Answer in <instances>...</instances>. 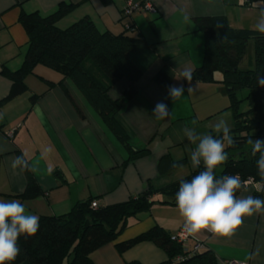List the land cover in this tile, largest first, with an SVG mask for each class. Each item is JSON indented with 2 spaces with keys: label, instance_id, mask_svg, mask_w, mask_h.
<instances>
[{
  "label": "crops",
  "instance_id": "obj_1",
  "mask_svg": "<svg viewBox=\"0 0 264 264\" xmlns=\"http://www.w3.org/2000/svg\"><path fill=\"white\" fill-rule=\"evenodd\" d=\"M149 1L155 12L140 11L123 17L126 0H0V102L11 88L4 71L18 70L28 49V36L19 22L21 14L36 12L47 16L64 3L73 8L56 22L59 29L88 17L101 33L118 34L131 25L130 35L141 34L145 41L129 52V59L143 76L137 82V96L124 99L119 120L132 146L148 149L147 154L123 164L127 157L125 148L73 83L62 79L58 72L37 65L25 78L27 90L0 103V199H18L38 217L66 214L75 203L88 197H95L100 206L123 202L144 191L149 183L158 188L194 170L190 152L196 145L185 136V128H194L202 135L210 131L209 123L222 117L232 127L229 98L222 83L183 79V72H192L203 61L204 37L193 18L224 15L233 28L254 29L261 8L245 6L241 0ZM163 68L173 74L170 86L183 85L185 89L175 101L169 98L168 89L153 80ZM216 77L219 79L220 75ZM61 80L69 95L59 84ZM46 81L54 85L49 86ZM125 86V80L117 82L110 90L111 96H121ZM188 88L192 91L188 92ZM32 96H36L33 102ZM161 101L171 110L165 120L152 115ZM17 153L23 154L31 166L42 192L37 198L21 197L26 187L25 174L11 167ZM162 157L185 161L160 172ZM247 187V192L241 191L237 196L260 191L264 199V185ZM182 225L177 206L154 203L149 210L130 218L122 233L91 253V259L95 264L164 263L166 253L152 242L137 243L122 253L117 252L116 245L154 226L174 234ZM197 241L205 243L217 264H226V260L264 264V212L244 217L230 237L202 230L191 235L189 244Z\"/></svg>",
  "mask_w": 264,
  "mask_h": 264
},
{
  "label": "trees",
  "instance_id": "obj_2",
  "mask_svg": "<svg viewBox=\"0 0 264 264\" xmlns=\"http://www.w3.org/2000/svg\"><path fill=\"white\" fill-rule=\"evenodd\" d=\"M241 1L248 7H264V0ZM72 8V5L60 3L47 16L36 12L19 16V22L28 36V49L18 70L4 71L11 80V88L0 103L27 90L25 78L33 73L35 66L43 65L56 71L62 75V79H69L73 83L104 125L118 138L127 153L124 164L148 153L147 148L132 146L129 134L119 120L124 99L131 100L137 96V82L143 76L142 70L129 59V52L145 40L139 33L130 35L131 25L118 34L101 33L88 17L59 29L56 22ZM193 20L197 30L203 34L204 52L202 64L191 72V81L222 83L227 90L228 108L233 118L231 134L236 143L226 145L228 160L218 166L219 171L218 167L215 169V174L217 177L239 174L243 180L251 179L264 185V179L257 174L256 158L251 156V146L247 144L249 137L264 139V87L257 81L258 77L264 76V35L254 29L231 27L224 15L199 16ZM217 25L222 27L217 28ZM249 40L254 42V66L241 69L240 63ZM217 74H220L219 79ZM172 76L168 68H163L155 73L153 80L159 87L168 89ZM121 80L126 81V86L121 96L114 98L110 90ZM46 82L49 86L54 85L53 82ZM59 84L69 95L62 80ZM242 90L246 91V95L240 98L238 94ZM35 99L36 96H32L31 102ZM241 101L247 103L244 111L239 110ZM20 155L17 153V156ZM184 161L175 162L169 157H162L158 164L159 171L174 169ZM202 170L203 164L181 179L190 180ZM23 172L26 187L21 197H39L42 192L31 171ZM181 179L158 188L149 183L138 195L112 205L98 204L94 208L91 203L96 198L88 197L75 203L66 214L41 216L38 232L32 237L19 238L20 254L10 264H95L91 253L113 242L127 227L130 218L149 210L154 203L176 206L175 194ZM252 196L262 199L260 191H254ZM170 235L163 228L154 226L117 244L116 249L122 253L137 243L149 241L166 253L167 261L161 264H217L215 255L207 248L186 253L180 244L171 240Z\"/></svg>",
  "mask_w": 264,
  "mask_h": 264
},
{
  "label": "clouds",
  "instance_id": "obj_3",
  "mask_svg": "<svg viewBox=\"0 0 264 264\" xmlns=\"http://www.w3.org/2000/svg\"><path fill=\"white\" fill-rule=\"evenodd\" d=\"M221 27L217 25V28ZM254 29L264 35V7L259 11ZM182 76L189 82L192 80L189 71L183 72ZM257 81L264 87V76L258 77ZM184 91L183 85H172L168 87V96L175 101L183 96ZM191 91L192 88H188V92ZM152 115L157 120H165L170 117L171 110L161 101L155 105ZM207 127L210 131L202 135L197 134L194 128L184 130L188 140L196 145L190 152L191 166L196 169L203 164L204 170L190 180H180L175 194L176 206L187 234L195 235L206 230L217 236L230 237L243 223L244 217L264 212V199L252 195L237 196L238 191H248V181L239 174L216 176L215 169L228 160L226 145L233 146L236 141L231 134V125L223 117ZM247 144L251 146V156L256 158L257 174L264 179V139L249 137ZM11 167L13 170H30L31 166L21 154L12 160ZM39 227V217L28 212L20 200L0 199V264L16 260L20 254L19 238L34 236Z\"/></svg>",
  "mask_w": 264,
  "mask_h": 264
},
{
  "label": "built area",
  "instance_id": "obj_4",
  "mask_svg": "<svg viewBox=\"0 0 264 264\" xmlns=\"http://www.w3.org/2000/svg\"><path fill=\"white\" fill-rule=\"evenodd\" d=\"M140 11L155 12V7L151 4L149 0H142V1L126 0L125 6L122 11V16L129 17L133 13L140 12ZM128 27L129 25H126V28ZM8 135L11 136V133H8ZM247 181H248V185L257 184L253 182L251 179H248ZM91 206L96 208L98 206V203L96 201H92ZM170 238L172 241L180 244L182 250L186 253L200 251L202 249H205V243L201 241L194 242L192 245L189 244L191 235L187 234L183 230V225L179 228V230L176 233L171 234ZM225 263L226 264H247L245 262L238 261V260H226Z\"/></svg>",
  "mask_w": 264,
  "mask_h": 264
},
{
  "label": "rangeland",
  "instance_id": "obj_5",
  "mask_svg": "<svg viewBox=\"0 0 264 264\" xmlns=\"http://www.w3.org/2000/svg\"><path fill=\"white\" fill-rule=\"evenodd\" d=\"M254 66V42L253 40H249L244 57L240 63L241 69H251ZM220 75V74H217ZM246 95V91L242 90L239 92L238 96L240 98L244 97ZM247 109V103L246 101H241L239 104V110L244 111ZM220 168L218 167L217 171H219Z\"/></svg>",
  "mask_w": 264,
  "mask_h": 264
}]
</instances>
